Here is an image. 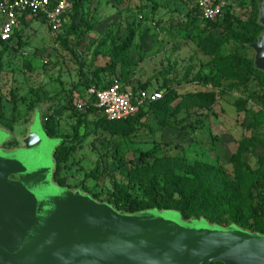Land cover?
I'll return each instance as SVG.
<instances>
[{
	"label": "rangeland",
	"instance_id": "374dc122",
	"mask_svg": "<svg viewBox=\"0 0 264 264\" xmlns=\"http://www.w3.org/2000/svg\"><path fill=\"white\" fill-rule=\"evenodd\" d=\"M258 1L264 2L227 0L232 28L242 42L225 40L221 28L208 27L197 12V0H85L79 28L67 34L72 29L69 19L61 33L65 40L52 34L42 18H28L7 49L0 44V131L7 134L1 148L22 146L30 130L44 136V119L49 117L54 134H71L77 128L76 148L61 163L57 180L108 201L113 180L129 185L132 198H146L145 183L132 173L141 151L156 148L158 156L179 157L189 165L211 163L233 175L231 156L242 140L255 138L242 161L252 175L258 211L237 215L253 228L264 206V104L250 98L264 96V79L232 78L228 63L245 73L242 61L253 58L245 40L254 29ZM209 36L220 42L213 54L197 44ZM115 80L161 93L174 89L181 97L174 107L200 91L214 92L215 103L200 108L186 101L189 105L179 107L169 125L148 115L140 119L136 133L121 137L102 126V111L87 112L90 89ZM243 101L245 108L238 105ZM79 116L85 119L81 124ZM48 138L51 147L60 143L58 137ZM95 169L98 178H86ZM201 211L202 217L220 224L233 221V215Z\"/></svg>",
	"mask_w": 264,
	"mask_h": 264
},
{
	"label": "water",
	"instance_id": "95a60500",
	"mask_svg": "<svg viewBox=\"0 0 264 264\" xmlns=\"http://www.w3.org/2000/svg\"><path fill=\"white\" fill-rule=\"evenodd\" d=\"M257 8L262 30L247 48L264 73V2ZM6 137L0 131V264H264V234L173 210L119 211L54 182L60 143L51 147L46 132L30 130L9 150Z\"/></svg>",
	"mask_w": 264,
	"mask_h": 264
},
{
	"label": "trees",
	"instance_id": "16d2710c",
	"mask_svg": "<svg viewBox=\"0 0 264 264\" xmlns=\"http://www.w3.org/2000/svg\"><path fill=\"white\" fill-rule=\"evenodd\" d=\"M84 1L85 0H73V9L69 17L72 22V29H70L67 34H71L79 28L77 22L81 18V8ZM229 14V8L227 7L222 18L215 21H206L207 26L210 28H221L226 33L225 40L232 38L242 42L241 38L232 28ZM37 17L42 18L45 22L43 17ZM27 19V14L19 19V22L8 41L0 40V44L4 49L8 48L9 42L17 36L20 29L26 25ZM253 26L254 29L251 37L245 40L246 47L248 44L256 41L257 35L262 30V27L257 23L256 18L253 20ZM64 28L57 33V38L60 40H65V37H62L61 35ZM197 44L206 52L213 54L216 52L220 42L218 38L209 36L199 40ZM242 63L244 64L245 73H240V71L235 68L233 62L229 61L228 66L234 73L232 78H237L241 75V77L246 80L250 78V76L264 79V73L253 67V58L249 60L245 59ZM112 82L114 81L102 83L97 86V89H104ZM119 83L124 89H131L133 91L146 90L145 87L135 89L129 88L124 82ZM90 87L91 85L86 81L85 88L88 89ZM179 98L181 97L176 90L166 88L160 99L146 104L135 115L119 120H109L104 115L101 119V124L113 135L129 137L136 133L139 126H141L140 119L142 117L153 115L158 119V122H160L162 126H167L169 125V119L176 115L179 107L189 105L188 103H185L186 101H189L200 108H209L215 103V94L212 91H200L190 94L187 97L188 99L185 98L181 100V102L183 101L184 103L180 102L174 107L172 104ZM91 100L92 101L87 105V112L92 113L97 109L100 110L99 108L94 107L95 95H91ZM250 100L254 104H264V96L256 98L252 97ZM246 104V101L238 103V105H243L244 108ZM260 110L262 111V109ZM76 118L79 124L85 120L83 116ZM44 130L49 137H58L61 140L54 153L55 171L53 174V180L61 186L69 187L66 186L62 180H57V176L61 169V163L66 162L70 153L76 148L75 143L79 140L77 128H74L71 134H54L52 119L49 117L46 120L44 119ZM256 141L257 139L251 138L242 140L239 143L236 153L231 156L233 175H230L222 168L211 163L196 162L189 165L179 157L168 155L158 156L156 155L157 149L151 148L139 153L138 160L132 168L133 175L137 177L138 180L145 183V199L132 198L128 194L130 186L121 185L115 180L112 181L113 190L110 193L112 200L103 201L99 199L98 195L87 190L85 192L90 194L94 199L100 202L109 203L115 209L127 213H135L149 209L173 210L180 213L184 220H188L204 218L201 215V208H204L205 210L220 212L224 215H233V221L229 224H220L219 222H214L205 217L204 219L209 223L224 227L236 225L253 233L264 234L263 205H260L259 208L263 212V215L257 217L258 221L253 225V228H247L239 218H237V215L242 210L253 209L256 213L258 211V207H254L256 195L253 191L254 183L252 175L249 171V167L242 161L243 152L247 150L248 147L255 145ZM69 142H71V144H69ZM86 178L97 179V169L87 173ZM82 190H85V188ZM242 192L246 193L244 198L241 196ZM211 264L222 263L216 262Z\"/></svg>",
	"mask_w": 264,
	"mask_h": 264
},
{
	"label": "built area",
	"instance_id": "2783aa9c",
	"mask_svg": "<svg viewBox=\"0 0 264 264\" xmlns=\"http://www.w3.org/2000/svg\"><path fill=\"white\" fill-rule=\"evenodd\" d=\"M227 0H197V12L204 21L223 17ZM73 9V0H4L0 2V40L8 41L19 19L41 16L52 34L60 32L67 24ZM95 95V105L109 120L126 119L135 115L146 104L161 98L160 91L124 89L114 81L104 89H90Z\"/></svg>",
	"mask_w": 264,
	"mask_h": 264
}]
</instances>
